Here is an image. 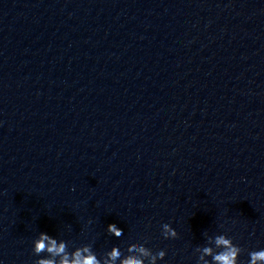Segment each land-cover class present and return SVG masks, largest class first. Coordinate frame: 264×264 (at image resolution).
<instances>
[{"label": "clouds", "instance_id": "9594fccd", "mask_svg": "<svg viewBox=\"0 0 264 264\" xmlns=\"http://www.w3.org/2000/svg\"><path fill=\"white\" fill-rule=\"evenodd\" d=\"M106 230L116 238L123 235V230L116 224H109ZM161 234L165 239L178 238L177 231L168 223L161 225ZM205 235L206 245L194 250L198 254L197 264H239V257L244 250L233 242V238L226 234ZM33 254L40 257L35 264H157L158 260L165 258L166 251L154 252L144 244L132 243L125 251L119 246H113L110 251L98 257L91 243L74 247L70 251L68 241H58L40 232L33 241ZM248 255L247 264H264V249L250 251Z\"/></svg>", "mask_w": 264, "mask_h": 264}]
</instances>
